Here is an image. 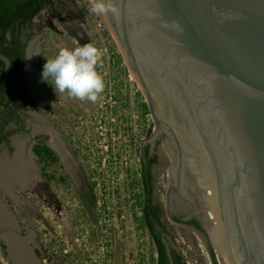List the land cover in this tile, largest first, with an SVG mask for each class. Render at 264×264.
Masks as SVG:
<instances>
[{"label":"water","instance_id":"1","mask_svg":"<svg viewBox=\"0 0 264 264\" xmlns=\"http://www.w3.org/2000/svg\"><path fill=\"white\" fill-rule=\"evenodd\" d=\"M113 3L101 16L142 92L151 139L164 138L170 185L180 194L183 177L184 193H199L231 264H264V0ZM0 60L1 89L11 60ZM203 240L211 250L206 227Z\"/></svg>","mask_w":264,"mask_h":264},{"label":"rangeland","instance_id":"2","mask_svg":"<svg viewBox=\"0 0 264 264\" xmlns=\"http://www.w3.org/2000/svg\"><path fill=\"white\" fill-rule=\"evenodd\" d=\"M55 9L59 11L58 14L47 10L35 19L36 36L30 45L33 59L24 80L28 83L27 89L45 111L48 80L42 78V72L47 59L55 58L61 48L74 49L87 43L94 44L100 50L101 61L97 70L103 75L106 85L97 102L100 109L94 111V116L86 120L88 125L80 127L75 135L85 140V144L92 145L88 169L98 185L102 182L97 189L95 202L98 201V206L105 211L95 209L94 201L89 203V194L83 190L89 203L86 214L82 209L72 208L69 212L71 206L68 205L63 215H57L32 189L17 188L23 183L20 179L4 186L0 183V201L13 217H19L28 232L34 234L39 249L43 250L41 259H47V263L42 264H151L155 252L149 235L140 228L138 220L143 191L141 155L143 147L147 145L146 133L150 128L154 131V122L150 114L144 118L140 109L144 97L138 85L131 81L130 72L122 59L119 63L115 58L116 47L111 36L100 29L90 0H61L56 2ZM114 101H117V109H111L115 107ZM111 113L114 115L111 116ZM112 118L116 120L115 127L109 125ZM111 128L115 134L113 145L106 135L110 134ZM149 140L153 145L157 142L160 148V162L154 169L155 193L162 206L163 223L172 236L173 246L188 264H213L212 251L207 242L187 227L175 225L170 220L168 169L172 163L161 151L164 138ZM4 151V148L0 149V154ZM13 166H2L0 163V168L4 170ZM12 195L28 202L39 213L31 216L20 209ZM103 245L106 247L105 257H102ZM0 264L10 263L0 257Z\"/></svg>","mask_w":264,"mask_h":264},{"label":"flooded vegetation","instance_id":"3","mask_svg":"<svg viewBox=\"0 0 264 264\" xmlns=\"http://www.w3.org/2000/svg\"><path fill=\"white\" fill-rule=\"evenodd\" d=\"M31 42L25 51L27 58L26 71L33 59L30 56ZM46 92L48 99L45 111L42 110L38 100L30 92L33 100L20 103L13 120L8 123L6 120L0 122L3 136L12 133L7 140H0V149L4 148L6 151L0 154V163L2 166L5 164H17L18 166L20 164V168L17 167L19 171L18 179L26 184L22 183L17 188L20 190L32 189L40 195V198L57 215H63V211H66L69 206H71L69 207V212L72 208L82 209L84 214H86L89 209V203H93V201L96 206L95 209L98 208L99 211H105L98 206V201L95 202L97 200V189L101 187L100 184L102 182L98 185L94 178L88 179L87 176L88 160L93 152L92 145L85 144L83 142L85 140L79 139L75 135L80 130V127L88 125L86 120L91 119L94 116V111H99L100 107L98 103L93 104L88 100L69 97L66 92L57 93L53 87V79L51 77L48 78ZM114 103L115 107L111 109H117V101H114ZM113 115L111 113V116ZM115 123L116 120L112 118L109 125L115 127ZM109 132L110 134L106 135L109 136V140L113 145L112 141H114L113 137L115 134L112 132L114 130L111 128ZM151 136L147 138V145L143 148L149 146V155L151 157L157 156L160 162L159 145L157 142L154 145L150 142ZM95 141L97 143V139ZM43 146L49 148L53 153L52 156L46 157L47 159L45 160H42L36 152L38 147ZM111 150L113 151V148ZM111 155L113 156V152ZM20 160L23 164L20 163ZM155 167L151 171L154 181ZM35 177H40L41 182L36 184L34 181ZM95 183L97 186L95 192H93L91 185ZM83 190H87L89 194V203L86 201ZM153 196L154 203L160 205L155 193V183L153 184ZM160 207L162 206L160 205ZM32 208L34 210L29 208L32 212L29 209L24 211L31 214V216L39 213L37 208L34 206ZM168 216L175 225L185 226L194 234L202 239L204 238L205 213L198 198L189 189L183 195L179 194L175 181L169 190ZM13 219L8 220L4 225H0V257L7 259L10 264H29V261L32 264H42L43 260L40 258V253H43V250L39 249L36 237L33 236L34 234L31 231L28 232L25 229L19 217L15 216ZM161 222L163 223V215ZM163 225L166 226L164 223ZM159 231L163 242L173 246L171 234L169 233V236H166L161 229ZM15 243L19 244V253L24 251L27 259L29 258L30 260H17ZM173 247L175 248V246Z\"/></svg>","mask_w":264,"mask_h":264},{"label":"trees","instance_id":"4","mask_svg":"<svg viewBox=\"0 0 264 264\" xmlns=\"http://www.w3.org/2000/svg\"><path fill=\"white\" fill-rule=\"evenodd\" d=\"M61 0H0V54L11 60L10 77L6 85L0 89V122L6 120L8 123L16 116V112L20 107V103L24 101H32V94L27 90L28 83L25 82L27 71L25 66L27 58L25 51L29 43L35 38V19L43 12L50 10L59 13L55 9L56 2ZM118 62L121 59L118 53L114 54ZM5 63L0 60V85L4 80ZM141 97V94H138ZM141 112L146 118L149 115L145 101L140 104ZM12 133L5 136L0 129V140H7ZM147 137L152 134V129L147 131ZM36 152L42 160L52 156V151L46 146L38 147ZM141 155L142 170V198L140 196L139 218L140 228H142L150 237L155 256L151 257V264H188L183 255L173 246L163 242L161 233L169 236L166 226L161 222L163 209L159 204L154 203L153 184L154 178L151 171L158 164L157 156H150V147L143 148ZM51 158V157H50ZM88 179H92L93 175L89 174ZM152 185V188H151ZM97 184L91 185V190L95 192ZM96 204V203H95ZM11 206V205H10ZM12 207V206H11ZM178 221V220H177ZM179 223V222H178ZM40 258L41 254H40ZM213 264H217L216 257L211 253Z\"/></svg>","mask_w":264,"mask_h":264},{"label":"clouds","instance_id":"5","mask_svg":"<svg viewBox=\"0 0 264 264\" xmlns=\"http://www.w3.org/2000/svg\"><path fill=\"white\" fill-rule=\"evenodd\" d=\"M92 11L97 15L115 13L113 0H91ZM101 61L100 50L92 43L69 49L61 48L53 59H47L43 66L42 78L53 79L57 93L97 103L105 91V80L97 70Z\"/></svg>","mask_w":264,"mask_h":264},{"label":"bare ground","instance_id":"6","mask_svg":"<svg viewBox=\"0 0 264 264\" xmlns=\"http://www.w3.org/2000/svg\"><path fill=\"white\" fill-rule=\"evenodd\" d=\"M91 2V0H90ZM93 14L95 15V17L98 19V25L100 27V29H102L104 32L109 34V31L104 23V20L102 18L101 15H97L93 12ZM110 35V34H109ZM130 79L132 82L136 83L135 80L133 79L132 75L130 74ZM137 84V83H136ZM140 90V88H139ZM141 91V90H140ZM142 93V92H141ZM160 136H158L159 138ZM151 142V141H150ZM161 151L163 153V155L165 156V158L169 161H171L170 155L165 147V142L162 143L161 145ZM20 163L23 164V162L20 160ZM172 163V161H171ZM173 164V163H172ZM20 165V164H19ZM17 166V164H14L13 167H7V169H3L2 173H0V183L4 186L6 183L10 184L14 181L18 180V168H20V166ZM18 167V168H17ZM172 170V166L168 169V175L170 176V171ZM168 176V178H169ZM182 182L180 184V194L183 195L184 193V178L182 177ZM34 181L36 184L41 182L40 177H35ZM190 185V184H189ZM190 191L198 198V201L200 202L202 209L205 213V227L207 230V236H208V240L210 243V248L211 250H213V252H215L216 257L218 259V264H231L229 262V260L226 258V256L219 250L218 246L216 245V242L214 240V236H213V225H214V220H213V216L212 213L210 212V210L208 209V207L206 206V204L204 203L203 199L201 198V196L199 195V193L190 185ZM13 199L19 204V206L23 209V210H27V209H32V206L28 203V202H23L21 200H19L16 196H13ZM29 209V210H30ZM30 212H32L30 210ZM6 212L4 211V209L0 206V225H4L8 222V219L6 218ZM36 214V213H33ZM14 246L17 248V260H30L29 258L27 259L26 257V253L24 251L20 252L18 251V243H15ZM29 264H32L31 261L28 262Z\"/></svg>","mask_w":264,"mask_h":264},{"label":"built area","instance_id":"7","mask_svg":"<svg viewBox=\"0 0 264 264\" xmlns=\"http://www.w3.org/2000/svg\"><path fill=\"white\" fill-rule=\"evenodd\" d=\"M106 247L103 245L102 246V257H105V254H104V249H105ZM66 253H67V251H66ZM46 256V255H45ZM43 263H47V259H45V260H43Z\"/></svg>","mask_w":264,"mask_h":264}]
</instances>
